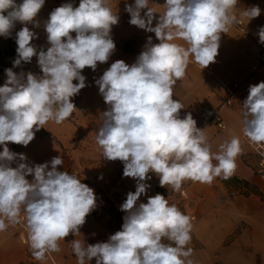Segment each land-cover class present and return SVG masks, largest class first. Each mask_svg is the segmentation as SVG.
Instances as JSON below:
<instances>
[{
    "label": "clouds",
    "instance_id": "9594fccd",
    "mask_svg": "<svg viewBox=\"0 0 264 264\" xmlns=\"http://www.w3.org/2000/svg\"><path fill=\"white\" fill-rule=\"evenodd\" d=\"M237 3L165 0L158 20L149 0L125 5L129 23L154 33L159 42L149 36L134 63L116 60L95 80L107 105L96 143L104 159L123 163V176L135 179L136 188L120 207L126 213L121 230L106 242H70L78 264H90L93 258L95 264H194L188 247L191 217L159 193L146 203L138 200L151 187L150 173L161 187L180 191L185 181L211 184L235 171L240 138L225 140L213 152L191 112L181 118L184 106L174 98L173 88L185 77L190 58L202 69L215 62L221 34L239 22L233 14ZM44 5L45 0H0V36L9 38L17 23L24 25L15 34L13 68L37 57L42 72L17 74L7 68L0 86V232L21 223L23 212L28 245L37 261L59 252V242L70 234H80L97 197L75 174L58 170L64 164L60 156L30 166L26 155L11 151L8 143L26 147L46 123L61 124L71 117L77 110L72 98L87 86L82 70L95 72L98 62L109 60L116 48L112 27L119 21L107 0H79L78 7L64 3L44 21L48 47L38 50L32 43L38 35L28 25L40 27L37 17ZM260 14L259 6L242 13L249 20ZM258 36L264 43V26ZM242 106L243 135L264 145V81L250 85Z\"/></svg>",
    "mask_w": 264,
    "mask_h": 264
},
{
    "label": "crops",
    "instance_id": "0c3cea01",
    "mask_svg": "<svg viewBox=\"0 0 264 264\" xmlns=\"http://www.w3.org/2000/svg\"><path fill=\"white\" fill-rule=\"evenodd\" d=\"M69 2L74 7L79 6V0H46L37 17L40 27L28 25L30 30L37 33V41L45 45L44 47L48 46L43 28L44 21L53 9ZM134 2L135 0H107L113 13L119 16L118 23L111 31L116 48L106 63L98 62L95 72L87 67L82 70L87 86L75 96L80 101L75 103L77 110H74L71 117L61 124L49 121L44 128L36 132L33 141L26 147L8 143L11 151L26 155L30 166L60 156L64 164L58 166V170L75 174L81 182L91 187L97 197L96 208L86 217L80 234H70L65 241H60V251L47 254L43 261L32 257L27 231L18 224L9 225L5 231L0 232V264H78L71 250L72 240L95 244L106 242L113 234L111 226L98 217L102 208V197L104 196L106 203L114 206V203L109 201L113 199L117 203L116 207H121L127 193L135 191L136 180L123 176V163L119 160L104 159L102 150L96 143V132L102 123L101 114L107 110V105L95 84V80L116 60H124L129 65L134 63L149 36L152 37L153 43L159 42L154 33L129 23L130 14L125 11V5ZM164 3L165 0H149V7L156 13L157 20L159 14L164 12L161 6ZM252 6H259L261 14L249 20L242 13ZM234 9L244 21L245 31L235 24L230 26L227 33L221 34L215 62L202 69L190 58L185 77L177 81L173 88L174 98L184 106L180 110L181 118L191 112L197 127L204 129L213 152L218 151L219 145L233 136L240 138L242 148L236 158L237 167L231 177L241 181V185L235 184L242 186L247 194L239 192L229 201L216 202L213 199L211 203L207 202L208 189L200 190V203L197 204L200 214L193 223L192 240L188 245L193 249L191 259L194 264H216L214 260L217 259H221L220 263L223 264H264V180L258 175L259 156L242 132V104L248 96L249 87L264 81V66L253 72V66L256 64L255 53L260 43L258 32L260 27L264 26V0H238ZM155 23L156 20L153 21V26ZM175 42L184 43L179 40ZM235 83L243 85V88L232 96ZM231 96L232 103L228 105L226 101ZM203 108L219 110L227 128L218 130L213 124H203L200 118ZM2 150L3 146H0V151ZM16 165L17 162H13L12 166ZM149 175L152 178L147 183L151 187L146 195L139 198L138 203H146L148 197L157 194L158 188L161 187L159 178L151 173ZM26 179L31 181L33 177L29 175ZM90 264H95V258Z\"/></svg>",
    "mask_w": 264,
    "mask_h": 264
},
{
    "label": "rangeland",
    "instance_id": "374dc122",
    "mask_svg": "<svg viewBox=\"0 0 264 264\" xmlns=\"http://www.w3.org/2000/svg\"><path fill=\"white\" fill-rule=\"evenodd\" d=\"M21 28H22L21 24L17 23L15 26V29L20 30ZM33 42L37 46L38 50L40 47L45 46V45H42L39 41H37V39H34ZM0 48L1 50H5L6 47H5V44H3V42L0 43ZM44 48L46 50V47ZM7 68H13V66H7L5 69ZM5 69L0 73V85H4V82L7 79L6 74H5ZM13 71L16 72L17 74H19L21 71L25 73L30 71L36 75H42V72L37 63V57H33L32 63L30 66L21 65L20 67L13 68ZM79 101L80 99L77 97H75V99L72 98V102L74 104ZM233 180H234V177L230 176L228 179H224L223 175L214 178L211 184H201L199 182H192L191 180H188L182 184L180 191H174L170 186H166V187H159L158 193L164 195L165 198L169 200L170 204H175L184 214L190 216L192 223H195L198 219V214H200L199 213L200 210L197 204L200 203L199 201L201 197V194H200L201 189L202 190L205 188L208 189L207 202H211V203L213 199L216 202L217 201H220V202L229 201V199L233 198L234 195L238 194L239 192L243 195L247 194V192L243 190V188H241L242 186L236 185L233 182ZM98 189L103 191L100 188ZM184 192H186L188 196L187 198L183 196ZM114 197L116 198V196ZM109 201L114 203V206H112L109 203H106L104 196L102 197L101 204H100L102 208L100 209L98 217L105 220L108 226L109 225L111 226L110 228L112 229L113 234H114L116 231L121 230V227L123 224V217L126 213L120 211L119 209L120 205L119 206L117 205L116 207L115 205L116 202H114L113 199H109ZM207 212L209 213L210 211L207 210ZM220 260L221 259H217L214 261H216V264H223V263H220Z\"/></svg>",
    "mask_w": 264,
    "mask_h": 264
},
{
    "label": "built area",
    "instance_id": "2783aa9c",
    "mask_svg": "<svg viewBox=\"0 0 264 264\" xmlns=\"http://www.w3.org/2000/svg\"><path fill=\"white\" fill-rule=\"evenodd\" d=\"M233 14L237 17L238 23H234L237 27H239L242 31H245L244 28V21L239 17L238 13L235 9H233ZM255 61L256 64L253 66V72H257L260 70L262 66H264V43H259L257 51L255 53ZM243 88V85L235 83L233 85V92L232 96L236 95L241 89ZM232 96L226 101V104L230 105L232 103ZM200 118L202 120L203 124H213L215 125L218 130H225L227 128L225 122L223 121L219 110L214 108H203L200 113ZM250 146L254 149V151L259 156V167H258V175L261 179L264 180V145H257L249 141ZM183 196L187 198L186 192L183 193ZM21 223L18 225L23 227L26 230V227L24 226V216L23 212L20 216Z\"/></svg>",
    "mask_w": 264,
    "mask_h": 264
},
{
    "label": "trees",
    "instance_id": "16d2710c",
    "mask_svg": "<svg viewBox=\"0 0 264 264\" xmlns=\"http://www.w3.org/2000/svg\"><path fill=\"white\" fill-rule=\"evenodd\" d=\"M22 0H17V3H21ZM19 30L13 29L12 34L9 38H5L0 36V43L3 42L5 44V50H1L0 48V73L7 67V66H13V61L16 58V48L17 44L15 42V34ZM34 44V42L32 41ZM32 63V62H31ZM31 63H22V65L30 66ZM236 184H241L237 179L233 180ZM243 183V182H242ZM246 185V183H243Z\"/></svg>",
    "mask_w": 264,
    "mask_h": 264
}]
</instances>
